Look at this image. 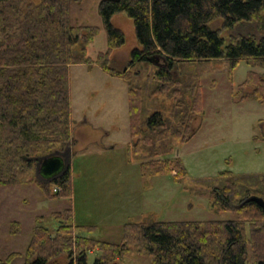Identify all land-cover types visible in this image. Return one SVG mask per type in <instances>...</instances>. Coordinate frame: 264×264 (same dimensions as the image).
<instances>
[{
  "label": "trees",
  "instance_id": "1",
  "mask_svg": "<svg viewBox=\"0 0 264 264\" xmlns=\"http://www.w3.org/2000/svg\"><path fill=\"white\" fill-rule=\"evenodd\" d=\"M71 0H42L35 10L28 0H0V185L21 183L36 171L38 159L57 150L66 151L74 138L70 66L95 62L114 76L123 77L111 67L113 52L126 43V34L112 18L123 12L133 20L139 46L132 49L129 67L138 63L160 66L152 75L155 82L149 97L160 94L175 99L174 118L161 111L149 115L146 90L128 79V99L133 152L152 173L187 170L179 156L169 157L178 143L194 134L191 123L202 115L200 84L173 74L175 67L191 62L225 58L236 66L241 59H255L264 65V37L237 36L226 40L221 29L210 23L223 19L224 28L255 18H264V0H101L99 11L107 32L108 48L96 59L86 56L87 45L99 33L97 25H75L70 17ZM86 56V57H85ZM180 67V66H179ZM180 67V68H181ZM195 81V82H194ZM254 87L251 98L264 100V76L251 71L242 83ZM200 97V98H199ZM179 125L175 126L173 120ZM145 126V128H143ZM145 129V130H144ZM162 139L164 142L157 143ZM167 158L153 159L158 155ZM153 156V157H152ZM224 184L214 188L216 201L224 210H235L238 218L208 221H150L126 225L121 244L101 241L85 234L92 226L73 221L69 207L54 233L37 224L27 249L13 251L0 264L24 257L22 264H50L65 254L61 264H89V252L99 250L93 264H119L116 259L135 244L148 252L151 264H247L252 248L256 264H264V212L251 195L264 197V174L236 175L222 171ZM255 186L242 191L239 183ZM41 186L49 197L72 196V171L67 170ZM61 189L53 193V185ZM252 190V191H250ZM252 192V194H249ZM39 219L43 218L39 216ZM39 220V221H40ZM78 231L75 240L66 234ZM19 221L10 223V233L19 234ZM62 261V260H61Z\"/></svg>",
  "mask_w": 264,
  "mask_h": 264
},
{
  "label": "rangeland",
  "instance_id": "2",
  "mask_svg": "<svg viewBox=\"0 0 264 264\" xmlns=\"http://www.w3.org/2000/svg\"><path fill=\"white\" fill-rule=\"evenodd\" d=\"M100 1L70 2L73 24L99 26V33L87 45V54L93 59L108 48ZM41 2L28 0L24 10H30V5L36 10ZM112 22L126 34L125 45L111 56V67L125 72L124 76L111 75L90 61L70 66L72 115L76 123L64 163L72 171V196L70 199L47 196L41 186L51 184L53 179L36 171L24 182L0 185V259L10 252L23 251L37 224L54 233L66 222L63 215L59 218L52 215L58 211L63 214L69 207L75 223L92 226L85 231L86 235L114 244L122 243L125 227L130 223L235 219L238 212L224 210L214 195V188L224 184L220 173L228 170L236 175L264 174V100L247 96L254 87L242 85L251 71L264 76L263 63L255 59H241L236 66L220 58L194 61L184 69L181 65V68L175 67L176 79L182 78L185 71L189 79H197L200 84L203 112L195 114L191 123L195 134L176 144L171 154H167L179 156L187 174L179 179L175 176L177 171L145 170L132 149L137 138L132 143L127 81L131 78L135 86L147 91L145 103L150 107L149 115L161 111L173 119L175 99L166 94L149 97L155 85L152 75L156 64L138 63L128 68L131 51L139 46L133 20L120 12L113 16ZM210 25L221 29L226 40L242 35L264 37V18L244 21L232 28H224L223 19L217 18ZM1 27L0 17V45ZM184 79L187 78L184 76ZM173 121L175 126L179 125L178 120ZM162 142L157 140L158 145ZM167 155L152 157L164 160ZM239 185L243 192L255 186L247 181ZM55 188L61 189L54 184L53 193ZM12 221H19L22 234H10ZM78 234L76 230L66 237L75 240ZM98 252V249L89 252V264L94 263ZM64 256L60 257V264L66 259ZM116 260L119 264H151L153 257L132 243ZM22 262L23 258L17 257L11 264ZM247 264H256L252 248H249Z\"/></svg>",
  "mask_w": 264,
  "mask_h": 264
},
{
  "label": "water",
  "instance_id": "3",
  "mask_svg": "<svg viewBox=\"0 0 264 264\" xmlns=\"http://www.w3.org/2000/svg\"><path fill=\"white\" fill-rule=\"evenodd\" d=\"M153 64L160 66V59L158 57L155 58L153 60ZM61 153V151L57 150L47 156L39 158L36 172H42V174L49 180L55 178V175L65 167V163L62 157L59 155ZM246 201L256 202L264 212V197L259 195H251L246 199Z\"/></svg>",
  "mask_w": 264,
  "mask_h": 264
},
{
  "label": "flooded vegetation",
  "instance_id": "4",
  "mask_svg": "<svg viewBox=\"0 0 264 264\" xmlns=\"http://www.w3.org/2000/svg\"><path fill=\"white\" fill-rule=\"evenodd\" d=\"M61 157H62V159H63V161L65 160L64 159V156L66 155V151H63L61 154H59ZM65 162V161H64ZM67 170V168L66 167H64L63 168V170H61L59 173H57L55 176L57 177V176H59V175H62L65 171Z\"/></svg>",
  "mask_w": 264,
  "mask_h": 264
},
{
  "label": "crops",
  "instance_id": "5",
  "mask_svg": "<svg viewBox=\"0 0 264 264\" xmlns=\"http://www.w3.org/2000/svg\"><path fill=\"white\" fill-rule=\"evenodd\" d=\"M22 230H23V229H22ZM9 232H10V229H9ZM22 232H23V231H22ZM10 234H11V233H10ZM20 234H22V233H19V235H20ZM11 235H12V234H11ZM15 235H16V234H15ZM31 237H32V236H31ZM30 240H31V238H30ZM30 240L27 242L26 247H25V249H24L23 251H25V250L27 249V246L29 245ZM17 251H19V250H17ZM23 251H20V252H23ZM10 253H11V252H10ZM20 258H23V262H24V257H20ZM23 262H22V263H23ZM11 263H12V262H11ZM11 263H10V264H11ZM22 263H21V264H22Z\"/></svg>",
  "mask_w": 264,
  "mask_h": 264
},
{
  "label": "built area",
  "instance_id": "6",
  "mask_svg": "<svg viewBox=\"0 0 264 264\" xmlns=\"http://www.w3.org/2000/svg\"><path fill=\"white\" fill-rule=\"evenodd\" d=\"M56 190L55 191H58L59 189L55 188Z\"/></svg>",
  "mask_w": 264,
  "mask_h": 264
},
{
  "label": "bare ground",
  "instance_id": "7",
  "mask_svg": "<svg viewBox=\"0 0 264 264\" xmlns=\"http://www.w3.org/2000/svg\"><path fill=\"white\" fill-rule=\"evenodd\" d=\"M88 55H89V54H88ZM88 55H86V56H88ZM86 56H85V57H86Z\"/></svg>",
  "mask_w": 264,
  "mask_h": 264
}]
</instances>
